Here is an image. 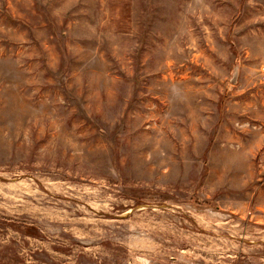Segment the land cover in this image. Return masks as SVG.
<instances>
[{"label": "rangeland", "instance_id": "1", "mask_svg": "<svg viewBox=\"0 0 264 264\" xmlns=\"http://www.w3.org/2000/svg\"><path fill=\"white\" fill-rule=\"evenodd\" d=\"M0 264H264V0H0Z\"/></svg>", "mask_w": 264, "mask_h": 264}]
</instances>
